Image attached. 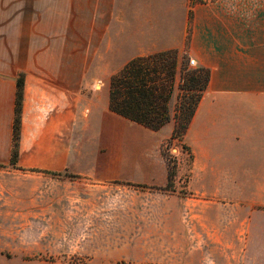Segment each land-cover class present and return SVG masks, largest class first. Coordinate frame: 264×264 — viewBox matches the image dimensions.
I'll return each instance as SVG.
<instances>
[{
	"label": "rangeland",
	"instance_id": "obj_1",
	"mask_svg": "<svg viewBox=\"0 0 264 264\" xmlns=\"http://www.w3.org/2000/svg\"><path fill=\"white\" fill-rule=\"evenodd\" d=\"M28 26L3 33L17 64L51 65L63 80L77 66V87L54 92L60 126L41 115L39 137L41 159L55 145L68 165L58 175L0 165V264H264V137L203 143L195 127L190 159L177 140L164 146L171 123L155 132L108 111V78L122 66L89 54L98 41L80 34L86 24L75 41L41 39V24L28 39ZM228 95L264 112V86ZM162 153L177 162L169 190Z\"/></svg>",
	"mask_w": 264,
	"mask_h": 264
},
{
	"label": "crops",
	"instance_id": "obj_2",
	"mask_svg": "<svg viewBox=\"0 0 264 264\" xmlns=\"http://www.w3.org/2000/svg\"><path fill=\"white\" fill-rule=\"evenodd\" d=\"M81 1L0 0V164L10 159L15 82L21 72L24 83L15 165L53 172L68 165L57 159L56 154L61 155V151L55 145L45 148L41 159L39 137L41 115H48L50 128L60 126L54 117L57 103L61 104L62 100L55 102L54 92L57 90L60 95L61 88L67 84L70 89L77 87V66L69 65V78L63 80L61 71L55 73L51 65L17 64L14 49L3 46V33H9L13 25L20 23L29 25L25 30L28 39L30 25L41 24V39L70 41L79 39V24H86V31L80 34L90 40L96 33L98 41L95 47L86 50L104 62L105 57L116 56L113 66L117 68L138 55L171 48L186 52L195 66L206 67L210 72L186 135L197 127L203 143L210 135L228 134L238 142L264 137V112L253 98L228 95L240 89L264 86V0ZM111 8L116 9V16L110 29ZM34 27L32 34L36 33ZM27 52L32 54L29 48ZM106 104L108 109V94ZM68 105L71 115L77 110L76 99ZM244 108L248 110L243 111ZM170 123L171 133L172 121L165 125Z\"/></svg>",
	"mask_w": 264,
	"mask_h": 264
},
{
	"label": "trees",
	"instance_id": "obj_3",
	"mask_svg": "<svg viewBox=\"0 0 264 264\" xmlns=\"http://www.w3.org/2000/svg\"><path fill=\"white\" fill-rule=\"evenodd\" d=\"M188 17L190 23V11ZM189 31L188 25L187 39ZM188 60L186 52L179 53L175 48L130 58L108 78V109L154 131L172 121V130L164 146L177 140L192 159L191 149L184 139L201 95L207 86L210 72L203 66L190 67ZM23 83V74L20 72L15 82L12 146L9 159V164L13 166L16 164L20 137ZM173 97L175 101L171 106ZM162 155L167 168V182L162 188L169 190L173 186L172 180L177 162L171 155L167 156L164 153ZM28 169L54 175L60 174V172L41 168Z\"/></svg>",
	"mask_w": 264,
	"mask_h": 264
},
{
	"label": "built area",
	"instance_id": "obj_4",
	"mask_svg": "<svg viewBox=\"0 0 264 264\" xmlns=\"http://www.w3.org/2000/svg\"><path fill=\"white\" fill-rule=\"evenodd\" d=\"M193 62V60H191V63Z\"/></svg>",
	"mask_w": 264,
	"mask_h": 264
},
{
	"label": "bare ground",
	"instance_id": "obj_5",
	"mask_svg": "<svg viewBox=\"0 0 264 264\" xmlns=\"http://www.w3.org/2000/svg\"><path fill=\"white\" fill-rule=\"evenodd\" d=\"M94 85V84H93Z\"/></svg>",
	"mask_w": 264,
	"mask_h": 264
}]
</instances>
